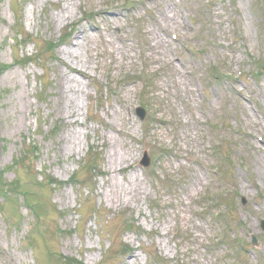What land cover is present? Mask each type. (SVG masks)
Masks as SVG:
<instances>
[{
  "label": "rangeland",
  "instance_id": "rangeland-1",
  "mask_svg": "<svg viewBox=\"0 0 264 264\" xmlns=\"http://www.w3.org/2000/svg\"><path fill=\"white\" fill-rule=\"evenodd\" d=\"M19 1L36 42L73 33L57 59L17 64L34 43H11L14 0H0V185L17 191L0 198V264H149L153 251L169 264H264V0ZM219 194L232 204L207 211ZM37 200L46 229L31 234ZM122 244L132 252L116 257Z\"/></svg>",
  "mask_w": 264,
  "mask_h": 264
},
{
  "label": "bare ground",
  "instance_id": "bare-ground-1",
  "mask_svg": "<svg viewBox=\"0 0 264 264\" xmlns=\"http://www.w3.org/2000/svg\"><path fill=\"white\" fill-rule=\"evenodd\" d=\"M72 36V35H71ZM71 38V37H70ZM70 38H69V40H70ZM68 40V41H69ZM66 43H68L67 41H66ZM55 58L57 59V57H56V53H55ZM63 77V76H62ZM63 78H62V81L59 83V86H60V88H59V91H60V99L61 100H63L64 98L65 99H68V93H67V91H66V87H65V83H63Z\"/></svg>",
  "mask_w": 264,
  "mask_h": 264
}]
</instances>
